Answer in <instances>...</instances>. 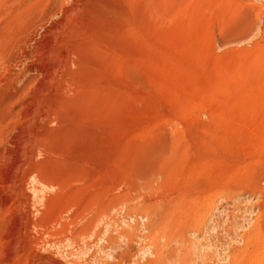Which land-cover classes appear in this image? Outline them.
Segmentation results:
<instances>
[{"label": "rangeland", "instance_id": "obj_1", "mask_svg": "<svg viewBox=\"0 0 264 264\" xmlns=\"http://www.w3.org/2000/svg\"><path fill=\"white\" fill-rule=\"evenodd\" d=\"M0 264H264V0H0Z\"/></svg>", "mask_w": 264, "mask_h": 264}]
</instances>
